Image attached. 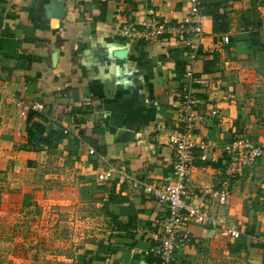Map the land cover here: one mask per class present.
<instances>
[{"label":"crops","instance_id":"obj_1","mask_svg":"<svg viewBox=\"0 0 264 264\" xmlns=\"http://www.w3.org/2000/svg\"><path fill=\"white\" fill-rule=\"evenodd\" d=\"M200 2L224 3L229 30L215 33L213 17L204 15V38L193 51L174 36L152 43L121 33L127 21L188 22L191 0H0V203L26 202L39 185L34 177L55 152L74 160L73 174L98 177L113 166L144 184L173 181L168 139L181 95L191 86L201 101V134L215 147L196 150L188 200L205 201L221 224H191V241L176 256L186 264H264V161L231 179L226 203L203 195L228 179L224 146L237 132L247 131L264 146V0ZM58 6L47 14L46 7ZM118 49H127V57L116 56ZM206 61L215 63L205 72ZM53 119L71 133L55 131ZM41 129L49 142L37 145ZM126 135L129 140H119ZM92 147L98 155L89 153ZM108 186L99 195L101 210L111 194L126 197L110 210L124 222L134 217L136 227L118 230L103 215L107 233L79 252L96 251L105 240L115 251L94 264H157L145 251L155 244L166 206L144 185L133 187L116 176ZM34 193L39 204L46 200L41 190ZM223 228L240 235H224Z\"/></svg>","mask_w":264,"mask_h":264},{"label":"built area","instance_id":"obj_2","mask_svg":"<svg viewBox=\"0 0 264 264\" xmlns=\"http://www.w3.org/2000/svg\"><path fill=\"white\" fill-rule=\"evenodd\" d=\"M191 3V20L188 22L174 24L156 17L143 23L127 21L121 26L122 36L131 41L155 43L170 35L185 42L193 51H197L205 34L204 14L201 12L200 0H191ZM149 13L155 15V10L150 9ZM223 40L228 43L230 41L229 34H225ZM186 76L192 81L197 80L193 71H188ZM200 105L201 101L194 89L191 86L186 87L180 98L177 120L168 139V145L173 151L175 159L173 181L161 185L144 184L123 169H116L113 166L102 169L98 173V179L101 182L111 181L117 176L123 181L131 183L133 187L144 185L149 195L153 196L159 204L166 206L167 214L163 218L155 244L145 251L146 254L157 258V264H186L177 258L176 252L191 241L189 231L191 224L206 223L214 227L221 224V221L210 213L205 201L193 204L188 200V182L193 171L196 150L210 151L215 147V143L209 142L201 134L204 119L199 110ZM38 106L39 103L34 104L35 108ZM22 113L26 112L23 110ZM211 114L218 116L219 111L213 109ZM262 124L264 126V118ZM52 128L64 134L71 133L70 128L63 126L55 119H53ZM47 134L48 132L45 131L41 138ZM224 149L229 155V163L226 167L228 179L219 183L215 188H208L203 192V195H216L221 203H226L231 194V179L242 176L248 167L264 160V146L241 131L237 132L233 139L225 144ZM89 153L99 154L93 147L89 149ZM203 158H206L205 154ZM260 187L264 190V180L260 182ZM222 233L235 237L240 235V232L235 228H223Z\"/></svg>","mask_w":264,"mask_h":264},{"label":"rangeland","instance_id":"obj_3","mask_svg":"<svg viewBox=\"0 0 264 264\" xmlns=\"http://www.w3.org/2000/svg\"><path fill=\"white\" fill-rule=\"evenodd\" d=\"M57 153L37 172L32 182L39 185L26 202L0 203V264H78L79 251L107 233L99 195L111 181L101 182L95 173L73 174L74 160ZM34 190L47 201L39 204Z\"/></svg>","mask_w":264,"mask_h":264},{"label":"trees","instance_id":"obj_4","mask_svg":"<svg viewBox=\"0 0 264 264\" xmlns=\"http://www.w3.org/2000/svg\"><path fill=\"white\" fill-rule=\"evenodd\" d=\"M201 12L204 15H211L214 21V32L219 33H226L229 30V22H228V15L226 10V5L224 3H214L210 5H201ZM198 51V50H197ZM200 52V51H199ZM215 63L214 61H206L205 62V72L210 70V66ZM43 131V129H41ZM45 132V131H43ZM54 133V131H53ZM43 133L37 136V145L43 144L46 140H48V135L44 138L42 136ZM52 135V134H51ZM115 185V184H114ZM126 197L116 196L111 194L110 197L103 201L102 205V212L109 220V225H112L113 228L115 227L118 230H124L127 228H135V218L131 217L129 221L124 222L120 219L118 214H115L113 211L110 210V204L112 202H122L125 201ZM115 247L111 245L110 242H106L105 240H101L99 244V248L94 251L91 249L86 250L84 253L79 255V263L78 264H94L96 261H104L107 257L109 252H114Z\"/></svg>","mask_w":264,"mask_h":264},{"label":"water","instance_id":"obj_5","mask_svg":"<svg viewBox=\"0 0 264 264\" xmlns=\"http://www.w3.org/2000/svg\"><path fill=\"white\" fill-rule=\"evenodd\" d=\"M47 8V14H52L53 11H58V8H60L59 6L58 7H46ZM115 55L120 57V58H125L127 57L128 55V50L127 49H118L115 51ZM127 137H120L119 140L120 141H127L130 139V136L129 135H126Z\"/></svg>","mask_w":264,"mask_h":264}]
</instances>
